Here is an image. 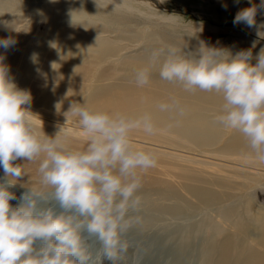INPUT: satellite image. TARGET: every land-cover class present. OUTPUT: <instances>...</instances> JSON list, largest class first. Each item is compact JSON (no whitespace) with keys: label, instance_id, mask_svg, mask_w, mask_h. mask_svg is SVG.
<instances>
[{"label":"clouds","instance_id":"1","mask_svg":"<svg viewBox=\"0 0 264 264\" xmlns=\"http://www.w3.org/2000/svg\"><path fill=\"white\" fill-rule=\"evenodd\" d=\"M258 10L264 11V0L240 9L233 24L264 37ZM15 43L11 37L0 39V48ZM154 67L161 80L186 92L220 96L214 122L242 134L251 158L264 164V47L255 56L251 48L233 54L204 42L187 53L174 46L153 48L147 66L135 72L137 87L149 84ZM9 71L0 62V168L5 177L0 183V264H101L103 259L118 264L130 247L127 233L143 221L142 173L158 163L154 152L137 149L130 140L135 131L158 134L152 114L109 113L74 102L65 125L68 114L76 118L86 141L79 150L71 146L64 126L51 138L38 131L28 110L31 95L17 87ZM158 107L185 114L175 100ZM18 159L38 163L39 186L26 187L12 206L17 196L9 189L25 175L13 163Z\"/></svg>","mask_w":264,"mask_h":264},{"label":"rangeland","instance_id":"2","mask_svg":"<svg viewBox=\"0 0 264 264\" xmlns=\"http://www.w3.org/2000/svg\"><path fill=\"white\" fill-rule=\"evenodd\" d=\"M259 4L260 0H251V3L249 0H239V3L234 0H0V39L11 37L16 41L7 50L0 48L3 58L0 62L9 68L17 87L30 93L31 105L39 104L50 94L48 91L60 92L73 103L85 99L90 103L93 98L106 102L113 95L117 101L125 92L131 97L154 101L185 96L202 104L204 115H211L214 121L220 110L213 102L220 97L217 94L199 90L186 92L179 84L161 80L155 67L151 69L149 84L140 88L134 82L135 72L147 66L153 48L174 46L187 53L195 52L204 42L207 46L229 49L233 54L251 48L255 56L264 47V37L257 36L255 29L243 24L234 25L233 20L240 9ZM57 6L65 9L58 10ZM256 20L258 24L264 23V11L258 10ZM65 32L98 35L110 41L101 47L86 48L80 42L61 39L60 34L66 36ZM34 89L37 91L33 92ZM224 130L227 129L217 125V132L212 135L215 138L209 139L224 141L232 137L223 138L221 131ZM130 138L135 148L155 153L157 164L161 166L149 170H171L172 167L166 169L163 164H172L176 170L196 171L199 175H195L197 178L190 185L207 203V206L197 205L190 218L157 222L144 232H172L178 226L193 224V246L198 250L202 241L207 240V252L212 259L209 264H245L249 260L253 264H264V164L247 168L231 165L233 170L241 171L242 176L234 175L238 183L226 187L207 181L220 171L226 173L217 168L216 162L208 165L207 159L198 155L207 151L208 146L204 145L207 143L196 144L173 137L187 147L161 146L156 141H149L153 145L150 146L141 143L138 137L131 135ZM224 144L212 147L227 151L223 149ZM187 158L197 163L188 162ZM4 179L0 173V183ZM18 186L13 185L10 191L17 189L21 194ZM189 202L196 204L193 198H189ZM225 236L238 244L229 260H221L220 252L214 251L217 242ZM126 239L130 247L118 264H169L165 256L158 261L154 256L144 255L135 238L126 235ZM195 252L191 259L193 264L197 263ZM101 264L112 262L103 259Z\"/></svg>","mask_w":264,"mask_h":264},{"label":"bare ground","instance_id":"3","mask_svg":"<svg viewBox=\"0 0 264 264\" xmlns=\"http://www.w3.org/2000/svg\"><path fill=\"white\" fill-rule=\"evenodd\" d=\"M57 9L64 10L65 7L57 6ZM65 33L66 36L60 34L61 39L66 37L67 40L80 42L85 45L86 48L93 46L101 47L110 41L106 37H100L98 35L90 37L69 32ZM36 91L37 89H34L33 92ZM48 92L50 94L43 97L39 104H30V106H28V110L32 114L30 115V119L33 121L38 131H43L44 134L50 138L54 137L64 126L66 130H70L69 142L71 146L83 150L86 146V141L76 123V118L68 114V122L65 125L67 120L65 113L69 110L73 102L66 100L64 95L60 92ZM125 93L126 94L122 95L117 101L113 95L106 100V102H97L93 98L90 103H88V99L82 100L80 103H88L86 105L92 109L103 110L109 113L123 112L130 116H139L145 112L152 114L157 127L160 129L158 134L148 136L140 131H135L131 134L134 137H138L140 142L146 145L153 146L149 141H156L161 144V146L179 145L180 147H187L186 145L185 147L179 144L173 137L188 140L196 144L201 141L207 143L204 145H206V147L208 146L209 149L207 147L206 152L201 151L198 155L207 159L208 165L209 162H216L219 164L217 168L226 171L225 174L220 171L218 174L207 178L208 183H217L219 185H225L226 187L234 182L238 183L233 176L238 174L242 176L241 171L233 170L231 165L247 168L258 163L251 158L252 155L251 151H249L250 148L247 141L242 134L237 131H221V133H223V138L228 135L232 136L227 140L225 139V142L221 138H219L218 141L210 140V137L215 138L212 135L217 132V124L213 123L214 121L211 115H204L202 112L204 109L203 105L191 101V98L180 96L179 99L170 97L162 101H154L152 99L131 97L127 92ZM173 100L177 101L180 106L183 107L185 113L183 116H178L175 112L161 111L159 109V104H170ZM213 102L215 105L221 107L222 99L218 97L214 99ZM218 143H225L223 149L227 151H219L220 148L212 147ZM189 153L191 154V152ZM187 160L188 162L197 163V161L192 158H187ZM13 163L22 166L25 172V175L16 182L17 186L19 185L18 189H22V192H24L27 190L26 187L39 186L37 162L28 163L26 160L18 159ZM157 165L161 166V164ZM163 166L166 169L172 168L171 170H148L146 173H142V187L139 194L143 201V207L140 213L143 221L141 224L134 226L127 233V237L135 238L139 242L138 245L141 248V252L150 257L154 256L158 261L162 256H165V262H169V264H193L191 260L192 253L197 251L195 252L197 256L196 264H209L212 259L209 256V252H207V240L204 239L202 241V246L198 250L193 246V224L187 223L188 225L182 228H178V226L177 229H174L172 232L162 231L155 232V234L144 232L151 224L157 222L162 224L165 223V221L171 222L177 217L190 218L192 210L196 209L197 205L207 206V203L200 199V194L195 192L194 186L190 185L192 180L197 178L195 175H199L196 171L176 170L174 167L175 165L172 164H163ZM0 173L4 175L2 168H0ZM143 176L146 178L143 179ZM170 178L177 181L175 182ZM13 190H15V188H13ZM12 192L17 198L21 195L17 189ZM189 198H193L196 204H191ZM18 203L19 198L15 201H10L12 206H17ZM216 245L217 247L214 251L220 252L219 257L221 260H229L230 253L236 251V248H238L237 242L231 240L230 236H225V238L219 240ZM208 249H210V247ZM245 264H253V262L249 260Z\"/></svg>","mask_w":264,"mask_h":264}]
</instances>
